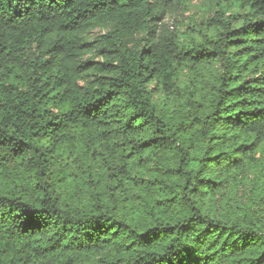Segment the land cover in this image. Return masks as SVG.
Returning a JSON list of instances; mask_svg holds the SVG:
<instances>
[{"label": "trees", "instance_id": "trees-1", "mask_svg": "<svg viewBox=\"0 0 264 264\" xmlns=\"http://www.w3.org/2000/svg\"><path fill=\"white\" fill-rule=\"evenodd\" d=\"M186 1L0 0V264H264V0Z\"/></svg>", "mask_w": 264, "mask_h": 264}, {"label": "rangeland", "instance_id": "rangeland-1", "mask_svg": "<svg viewBox=\"0 0 264 264\" xmlns=\"http://www.w3.org/2000/svg\"><path fill=\"white\" fill-rule=\"evenodd\" d=\"M217 1L189 0L183 4L174 6L162 16L160 28L177 33L181 39L191 41L192 38L202 39L208 31V20L217 10ZM195 40V39H194ZM192 74L186 69L181 75L180 85L187 87L191 85ZM154 89V99L162 101V92L155 82L150 86Z\"/></svg>", "mask_w": 264, "mask_h": 264}]
</instances>
